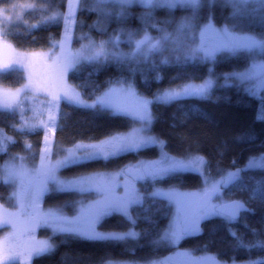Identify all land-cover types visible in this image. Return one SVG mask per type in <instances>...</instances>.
Wrapping results in <instances>:
<instances>
[{"label":"snow or ice","instance_id":"snow-or-ice-1","mask_svg":"<svg viewBox=\"0 0 264 264\" xmlns=\"http://www.w3.org/2000/svg\"><path fill=\"white\" fill-rule=\"evenodd\" d=\"M130 0H68L67 12H53L51 16L47 12L35 24L28 25L30 30H39L42 27L55 23L59 25L62 18L63 29L59 38L55 34L48 36L47 51H19L13 49L10 43L11 33L5 25H11L21 19L17 9L33 8L37 6L11 3L0 5V49L7 48L12 52L6 60H0V78L16 79L19 86H11L7 89L0 88V106L11 118L0 125V153L8 159L0 166V174L6 183L17 185V191L11 193L16 207L13 210L3 209L0 214V230H6L5 236L0 237V264H32L34 258L41 257L53 246L51 236L48 239H38L37 232L46 229L52 235L70 234L75 238L88 241H119L134 232L102 231L103 221L107 217L119 215L130 225L137 223L132 214L133 205L141 202L137 194L135 181H144L150 177L153 181L166 178L169 174L179 172L181 174L198 173L202 178L203 189L197 192H182L170 189L162 192L157 189V195L171 205L165 216L164 222L154 224L163 232L162 239L169 240L174 247H179L182 240L193 235L202 234L201 224L209 218H220L231 224L241 212L250 211L245 208L247 200L228 199L219 204H213L212 199L221 192V185L227 191L233 184V178L241 172H249L256 167L254 160H249L247 171L237 167L240 162L233 158L226 167L217 169L220 179L209 182L204 175L205 160L202 156L189 154L187 158L170 156L165 151L166 144L157 136L151 134L152 113L151 106L157 103L168 104L180 98L207 97L216 87L217 81L211 75L205 76L201 82L195 79L187 80L179 85H169L159 88L151 99L138 92L134 84L137 74L141 75L143 82L147 83L146 72L155 70L158 66L152 59L153 54L163 49L165 42L171 34L164 31L157 38L145 30L137 38L135 30L119 28L107 38L96 39L89 33L81 31L78 40L79 48L73 50L75 33L74 25H82V21L76 19L77 10L90 12H103L109 3L121 5ZM169 4L172 0H164ZM195 6L198 0H180ZM234 5L246 6L254 2L264 7V0H227ZM145 6H150L152 0H143ZM57 8L61 5L57 4ZM259 10V9H258ZM239 11V8L237 9ZM123 11H121V15ZM264 19V17H262ZM189 24H181L180 31ZM90 31L95 29L98 33L107 31V26L100 20L89 25ZM212 29L209 22L201 31ZM227 32V28H225ZM31 35V32L28 33ZM32 39L35 41L36 37ZM242 44L235 45L230 51L246 49L249 53L253 50L264 49V42L255 36L241 37ZM129 45L128 51L122 50V43ZM218 49H206L203 43L199 47L186 52V56L192 60L198 52H203L205 58L215 60ZM122 67L130 74L127 86L124 77L119 82L105 81L103 87L99 84L92 88L87 98L83 90H78L79 83L75 81L84 67H93L99 74L105 65ZM167 64L165 58L162 61ZM211 73L212 69H208ZM155 79L157 84H162L163 77L160 71ZM92 73H89L91 75ZM224 81L232 80L246 88L250 98L258 100V104L264 106V52L259 54L258 61L250 59L243 70L230 73H222ZM66 102L79 108L99 111L113 117L130 118V128L127 132H116L106 135L104 139L96 142H74L71 147H57L51 140L55 131H62L58 124V113L62 112V104ZM19 115V121L15 119ZM31 113L29 116L28 113ZM203 118L210 120L207 114ZM46 116V118H45ZM259 122L264 123V117L257 116ZM219 128V123L214 124ZM43 130V146L38 147L39 142L32 144L25 139L23 148L31 154L32 166H26L25 157L19 156L11 149L20 144L16 137H24L30 134L39 135ZM9 130L13 135H9ZM156 146L160 149L157 159H137L135 163H128L114 172H83L71 177L61 178V170L73 167H82L88 163L108 161L119 157L121 154H139L142 149ZM38 148V150H37ZM261 155L264 156V140L260 143ZM198 150V149H197ZM224 154L222 153L221 156ZM38 157V162H37ZM2 158V157H0ZM19 159V163H17ZM262 179L257 182L254 177L249 181L254 186L259 183L260 209L264 212V162L259 165ZM234 168L235 171H228ZM124 176V191H117L121 184L120 177ZM131 177L129 181L127 178ZM131 184V187L129 186ZM53 186L58 192H75L81 199L72 202L65 201L56 208L45 209L44 201ZM240 191L248 193L247 185ZM253 197L255 189L252 188ZM74 205V206H73ZM69 207L72 210L69 211ZM264 223V220H262ZM255 231V230H253ZM229 233L235 236L236 233ZM261 246V245H260ZM175 256L189 257L186 261H174L171 258L156 262V264H219L208 256L192 257L188 252H177ZM245 264H257L256 261H247Z\"/></svg>","mask_w":264,"mask_h":264},{"label":"trees","instance_id":"trees-1","mask_svg":"<svg viewBox=\"0 0 264 264\" xmlns=\"http://www.w3.org/2000/svg\"><path fill=\"white\" fill-rule=\"evenodd\" d=\"M24 2V0H0V5L8 3ZM61 7L57 8L56 5ZM65 12V0H49L45 10H32L22 14V22L15 25L6 26L11 33L10 43L14 49L19 51H43L48 48V36L55 34L57 38L62 33L63 24L52 23L39 30H30L28 25L35 24L47 12ZM192 17L195 23H209L214 27L235 25L242 28V32L261 35L264 27H242V19L233 16L232 5L226 0H213L203 2V4L191 8ZM175 13V12H173ZM154 12V20L148 21L147 25L138 19L139 12L129 14L126 19L118 22H104L99 12L77 10L76 19L82 21V25H74L76 39L72 44L73 48L80 45L78 37L81 31L89 33L96 39L107 38L118 28L126 30L132 29L139 34L144 27L151 34L156 33V29L166 28L172 24L169 17L172 14ZM188 12H176L173 16L185 15ZM188 16H190L188 14ZM100 20L107 26V31L98 33L95 29L90 31L89 25ZM237 21L240 23L236 25ZM167 26V27H166ZM31 32V35L28 33ZM35 36L34 41L32 37ZM264 52V51H263ZM250 56L241 53L227 58L215 59L212 62H174L167 64H156L157 69L146 72L147 83L143 82L140 74L134 78V84L138 92L151 99V96L161 87L169 85L175 86L190 79H195L199 83L207 76L211 75L217 81L215 89L205 98H181L168 104L157 103L151 106L152 125L151 134L163 140L166 144L165 151L169 155L186 158L189 154L202 156L205 160V171L211 178L219 177L217 169L226 167L233 158L240 162L237 167L242 166L250 157L261 154L260 143L264 140V123L259 122L256 117H264V106L258 104V100L250 98L240 87L235 84L223 83L222 73H230L236 70H243ZM212 71L209 73L208 69ZM157 70L162 75V84H157ZM89 73H92L89 75ZM124 77L125 86L129 83L130 74L122 67H117L109 63L99 73L94 72L93 67H84L78 74L76 80L69 83L78 82V90H83L85 97L90 94L92 88L98 84L103 87L105 81L119 82ZM19 86L16 79L0 78V87L9 88ZM202 114H207L210 120L203 118ZM30 116V112L28 113ZM11 117L0 110V125L5 124ZM15 119L19 121L17 113ZM218 122L219 128L214 124ZM58 124L62 126V131H55L52 134V142L57 147L71 146L74 142L84 143L96 142L104 139L106 135L116 132H127L130 128V119L127 117H113L99 111L79 108L62 104V112L58 113ZM9 135L13 133L9 130ZM19 139L20 144L11 149L12 152L27 155L28 151L23 148V142L28 140L29 144L39 142L42 146V132L39 135L30 134L24 137L13 136ZM198 149V150H197ZM38 150V148H37ZM224 154L221 156V154ZM30 154V153H29ZM31 156V154H30ZM158 150L154 147L142 149L139 154H121L119 157L108 161H98L88 163L82 167H73L61 170L60 176L71 177L73 175L92 172L107 171L113 172L128 163H135L137 159H155ZM0 163L6 161L0 153ZM228 171L235 170L228 168ZM247 171V169H246ZM249 177H254L259 182L262 177L259 169H251L249 172H241L237 180L234 181L228 192V199H249L246 204L250 211L242 213L238 219L231 224L220 218H209L202 222V234L193 235L182 240L179 247H174L168 241L162 239V230L154 224L164 222L165 216L171 206L166 200L149 196L154 188H177L183 191L195 190L201 186L200 177L196 173L181 174L179 172L169 174L166 178L146 181L137 185V191L142 195L141 203L132 206L131 211L137 219V223L130 225L119 215L105 218L102 231L134 232L119 241H88L73 237L70 234L51 235L47 230H40L41 236L49 238L51 236L52 249L41 257L34 258L32 264H104L112 261H129L137 264L150 263L169 256L175 250L192 252L195 255L209 254L217 260L225 263L231 261H254L264 256V212L260 209L259 183L254 186L249 181ZM247 185L249 192L240 191L241 187ZM255 189L253 197L252 188ZM10 184L0 179V206L12 210L14 199ZM81 199L75 192H51L46 195L44 207L56 208L65 201L71 204ZM74 206V205H73ZM72 207H69V211ZM235 232L232 236L229 233ZM255 230V231H253ZM4 230H0L3 232ZM261 245V246H260Z\"/></svg>","mask_w":264,"mask_h":264},{"label":"rangeland","instance_id":"rangeland-1","mask_svg":"<svg viewBox=\"0 0 264 264\" xmlns=\"http://www.w3.org/2000/svg\"><path fill=\"white\" fill-rule=\"evenodd\" d=\"M209 1V0H208ZM227 1V0H226ZM92 0H88V3H91ZM13 3V2H12ZM49 0H24V2H16V4H23V5H32L35 4L37 7L35 9L33 8H23V9H17V11L20 12L21 14V19L15 21L13 24L11 25H15V24H19L22 22V14L27 12V11H32V10H45V7L48 5ZM10 4V3H8ZM7 4V5H8ZM67 5H68V0H65V12H67ZM136 5L140 6L141 8H145V9H149V6H145V4L143 3V0H130L129 3L121 5L119 3H109L108 5H106V12H107V16L104 15L103 12H99L102 16V18L104 19V22H109V21H113V22H118L122 19H126L128 17L129 14H134L136 12H123V14L121 15L120 11L123 10H127L128 8H132L135 7ZM157 5L158 8H162V9H173V12H185L182 10H186L187 8L190 7L191 8H195V6L188 4V3H181L180 0H172V3L169 4L167 2H164V0H152V4L151 6H155ZM232 5V11L233 12V16H236L237 18L242 19V27H253L256 28L258 27H264V19H262V17H264V7H261L260 5L255 4L254 2H250L248 5L246 6H242V5ZM137 7V6H136ZM197 7V6H196ZM239 8V11H237V9ZM259 9V10H258ZM113 10H116L115 12H112ZM58 10H54V11H50L51 14H49V16L52 15L53 12H57ZM171 12H163L165 14H171L173 13ZM175 13L172 14L171 17H169V19L171 20L172 24H169L167 29L164 28H160V29H156V33L151 34L149 32V30L147 29V31L153 36V38H157L158 36L162 35V33L164 31L168 32L169 34H171V37H173L174 39H170L169 41L165 42L164 47L161 51L156 52L153 54L152 59L155 61V64H163L162 61L167 58L168 63H176V62H182V63H186V62H191V61H198V62H212V59L209 58H205L203 52H198L196 55V58L194 60L188 58L185 54L186 52H189L192 48L195 47H199L201 45V43H203V47L206 49H218L217 51V55L215 59H219V58H227L229 56H233V55H237V54H241V53H246L248 56H250V59H256L258 61V57L259 54L262 53L264 51V49H257V50H253L251 53H249L246 49H239L235 52L230 51V49H232L235 45L237 44H242L244 43V41L242 39H240L243 36L246 35H252L255 36L258 40H261L262 42H264V30L263 33L261 35H257V34H249V33H245L242 32V28L237 27L235 25H232L230 27H226V26H221V27H214L215 31H213L212 29L207 30L206 32H204L203 35V39L201 38V31L205 28V26L207 25V23H195V21L193 20L192 17V13L193 12H188L185 15H179L177 16H173L175 15ZM188 14L190 16H188ZM154 12H139L138 14V19L145 23L147 25V23H149L148 21H152L154 20ZM60 23L63 24V20L61 18ZM34 24V23H33ZM181 24H189L190 27H185L182 31H180V26ZM240 24L238 21L236 23V25ZM6 26H10V25H5ZM225 28H227V32H225ZM119 29V28H118ZM145 30V27L143 29H141L140 33L137 34V38H139L142 34L143 31ZM80 46V45H79ZM122 50L127 52L129 45L124 42L121 45ZM73 48V47H72ZM79 48V47H77ZM14 49V48H13ZM76 48H73V50H75ZM43 51H47V50H43ZM10 55H12V52L7 49V48H3L0 49V60H6ZM223 83L225 84H235L236 86L240 87L244 92L247 93L246 88L244 86H241L238 84V82H234L232 80H228V81H223ZM3 88V87H0ZM3 89H7V88H3ZM192 98H199V97H192ZM181 99V98H180ZM0 110L4 111L3 107L0 106ZM18 113V112H17ZM31 115V113H30ZM46 118V116H45ZM130 119V118H129ZM42 132V140H43V130L41 129ZM51 140H52V135H51ZM43 146V143H42ZM40 146V147H42ZM72 146V145H71ZM68 146V147H71ZM149 147H154L158 150V156L157 158H159L160 155V149L159 147L156 146H149ZM147 147V148H149ZM67 148V147H65ZM27 155H19V156H23L25 157V160L23 161L25 163L26 166L31 167L32 166V159L31 156L29 154V152H27ZM172 156V155H170ZM155 158V159H157ZM187 158V157H186ZM254 160L256 162V167H253L252 169H259L258 165L261 162H264V156L257 155L254 157H250L242 166H240L239 168L242 169H247V165H248V161L249 160ZM7 160V159H6ZM19 159H17V163H19ZM37 162H38V157H37ZM5 163V161L0 163V166H2ZM236 170V169H235ZM233 170V171H235ZM93 172V171H92ZM103 172V171H100ZM111 172V171H110ZM114 172V171H113ZM198 174V173H196ZM204 175L208 178L209 182H211L212 180L215 179H220V177L217 178H211L209 176H207V173L205 171L204 168ZM198 176L200 177V184L201 186L198 187L195 190H191V191H183L181 189H177V188H154L149 196L152 197H156V198H160L163 199L161 196L157 195V189H160L162 192H166L170 189H176L182 192H197L203 189V178L198 174ZM239 176V175H238ZM238 176L233 178V181L231 183H233L234 181L237 180ZM61 178H66V177H62ZM0 179L5 182L4 177L2 174H0ZM121 184L118 186L117 191L120 193H123L124 191V181H125V177L121 176L120 178ZM129 181L132 180L131 177L127 178ZM146 181H152V179L150 177H146L144 181H135V188L137 191V185L138 184H143ZM8 184L11 185L13 192L17 191V185L11 182H8ZM131 187V184L129 185ZM229 189V188H228ZM225 191L224 189L221 188V192L223 193L221 194H217L214 199L212 200L213 204H219L223 201H227L228 197L230 196V192ZM55 187L53 186L52 191L54 192ZM12 192V193H13ZM78 194V193H77ZM137 194L141 197L142 200V195L137 191ZM13 197V196H12ZM14 199V198H13ZM165 200V199H163ZM168 202V201H167ZM141 203V202H139ZM138 203V204H139ZM137 205V204H136ZM134 206V205H133ZM16 207L15 201L13 202V207L12 210ZM50 207H45V209H48ZM3 209L0 206V214H3ZM43 230V229H40ZM38 230V232L40 231ZM46 230V229H44ZM50 234L51 232L49 230H47ZM5 232L6 230H4L3 232H1L0 237H4L5 236ZM37 232V237L38 239L44 240V239H48L46 236H41L39 233ZM52 235V234H51ZM165 241H168L170 244L171 242L169 240L164 239ZM53 247V246H52ZM51 247V249H52ZM49 249V251L51 250ZM48 251V252H49ZM48 252H46L45 254H47ZM177 252H183L181 250H175L173 251L169 256L161 258L159 260L150 262V263H144V264H156V262H160L165 260V258H171L174 261H186L189 257H185V256H175L174 253ZM188 253L191 254L192 257H201V256H208L211 257L212 259L217 260L213 255H209V254H198L195 255L192 252ZM44 255V254H43ZM257 262V264H264V256L261 258H258L256 260H254ZM245 262L247 261H231L229 263H225V262H221L219 261V264H245ZM104 264H137L134 262H129V261H112V262H106Z\"/></svg>","mask_w":264,"mask_h":264},{"label":"flooded vegetation","instance_id":"flooded-vegetation-1","mask_svg":"<svg viewBox=\"0 0 264 264\" xmlns=\"http://www.w3.org/2000/svg\"><path fill=\"white\" fill-rule=\"evenodd\" d=\"M209 1L211 2L213 0H209ZM203 2H206V0H198V3L195 5V7L199 6L200 4L202 5ZM136 6L132 7V8H128L127 10H123V12H171V11L173 12L172 8L165 10V9H162V8H158L157 5L151 6V7L149 6V9L141 8L138 5H136ZM115 11L116 10H113L112 12H115ZM182 11L190 12V7L187 8L186 10H182Z\"/></svg>","mask_w":264,"mask_h":264},{"label":"water","instance_id":"water-1","mask_svg":"<svg viewBox=\"0 0 264 264\" xmlns=\"http://www.w3.org/2000/svg\"><path fill=\"white\" fill-rule=\"evenodd\" d=\"M221 188L224 189V186L221 185ZM215 196H216V195H215ZM215 196H214V197H215ZM214 197H213V199H214ZM213 199H212V200H213ZM241 202H242V201H241ZM245 208H248L246 204H245ZM242 213H245V212H241V214H242ZM241 214H240V215H241ZM240 215H239V216H240ZM239 216L237 217V219L239 218Z\"/></svg>","mask_w":264,"mask_h":264}]
</instances>
